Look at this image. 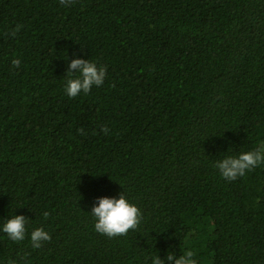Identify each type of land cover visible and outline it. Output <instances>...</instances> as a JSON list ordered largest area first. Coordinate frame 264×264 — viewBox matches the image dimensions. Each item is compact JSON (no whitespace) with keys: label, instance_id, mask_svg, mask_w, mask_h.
<instances>
[{"label":"trees","instance_id":"trees-1","mask_svg":"<svg viewBox=\"0 0 264 264\" xmlns=\"http://www.w3.org/2000/svg\"><path fill=\"white\" fill-rule=\"evenodd\" d=\"M77 58L107 73L69 98ZM262 143L264 0H0V225L28 229L4 264H264V163L216 168ZM121 194L139 224L97 233Z\"/></svg>","mask_w":264,"mask_h":264},{"label":"clouds","instance_id":"clouds-1","mask_svg":"<svg viewBox=\"0 0 264 264\" xmlns=\"http://www.w3.org/2000/svg\"><path fill=\"white\" fill-rule=\"evenodd\" d=\"M65 2V0H62ZM15 35V32L12 33ZM14 66H19L20 59L12 61ZM92 60L75 59L69 64L68 78L64 84V92L69 98H75L81 93L87 94L93 86H101L106 78L107 68L104 65L97 67ZM72 70H76L74 75ZM264 163V143L255 150L242 152L239 157L227 156L220 161L216 168L221 176L229 181L244 176L246 171ZM47 216V213H44ZM94 230L102 235L114 237L126 234L130 229L137 227L141 219L140 209L136 204L130 202L123 194L117 198L102 197L93 207L91 212ZM27 221L23 215H12L10 219L0 225V233H6L7 238L20 242L25 239L28 229L25 227ZM30 244L34 249H39L42 243L51 239L50 233L42 227H36L30 232ZM175 264H198L195 253L185 249L179 258L169 256ZM0 264H4L0 261ZM7 264H18L17 261L9 259ZM153 264H162L159 258H153Z\"/></svg>","mask_w":264,"mask_h":264}]
</instances>
